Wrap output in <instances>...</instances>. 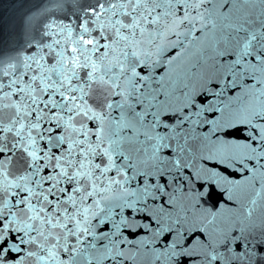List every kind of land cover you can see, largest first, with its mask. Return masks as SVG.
I'll return each instance as SVG.
<instances>
[{
    "label": "snow or ice",
    "instance_id": "obj_1",
    "mask_svg": "<svg viewBox=\"0 0 264 264\" xmlns=\"http://www.w3.org/2000/svg\"><path fill=\"white\" fill-rule=\"evenodd\" d=\"M0 264H264V0L0 9Z\"/></svg>",
    "mask_w": 264,
    "mask_h": 264
},
{
    "label": "water",
    "instance_id": "obj_2",
    "mask_svg": "<svg viewBox=\"0 0 264 264\" xmlns=\"http://www.w3.org/2000/svg\"><path fill=\"white\" fill-rule=\"evenodd\" d=\"M14 3H15V0H0V9L11 10V7Z\"/></svg>",
    "mask_w": 264,
    "mask_h": 264
}]
</instances>
